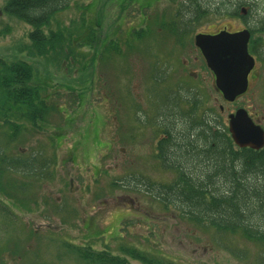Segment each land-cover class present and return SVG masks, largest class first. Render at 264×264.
Here are the masks:
<instances>
[{"label": "rangeland", "instance_id": "obj_1", "mask_svg": "<svg viewBox=\"0 0 264 264\" xmlns=\"http://www.w3.org/2000/svg\"><path fill=\"white\" fill-rule=\"evenodd\" d=\"M147 1L71 0L45 29L47 34L63 33L61 48L43 58L26 48L31 26L4 12L7 0H0V74L5 75L4 65L30 64L32 84L48 97L44 120L35 125L23 121L29 130L17 135L10 151L47 159L52 173L16 176L32 182L37 207L0 199V264H84L68 244L120 255V247L133 246L174 264H264V245L240 232L220 233L180 219L148 191L150 185L169 183L173 172L147 152L159 135L146 128H139L140 133L133 122L134 115L146 110L151 75L160 69L168 86L183 88L173 81L178 79L187 83L184 89L191 87L199 95V113L210 107L218 114L222 105L221 116L227 119L242 107L264 129V56L256 57L257 76L251 77L248 91L234 104H225L193 37L224 27L241 30L242 20L210 15L181 37L176 32L181 0ZM241 1L256 5L252 17L264 8V0ZM252 39L264 49V31ZM69 143L73 155L81 158L79 171L62 163ZM4 206L12 215L3 213ZM90 218L98 220V237L87 236L94 231L93 222L84 230ZM119 220L124 222L117 225ZM118 229H123L120 235Z\"/></svg>", "mask_w": 264, "mask_h": 264}, {"label": "trees", "instance_id": "obj_2", "mask_svg": "<svg viewBox=\"0 0 264 264\" xmlns=\"http://www.w3.org/2000/svg\"><path fill=\"white\" fill-rule=\"evenodd\" d=\"M70 1L7 0L3 10L31 26L28 33L30 43L26 47L29 54L47 58L56 51L64 37L61 31L49 30L47 34L45 29L56 13L68 8ZM178 4L176 32L181 33H177L181 37L191 31L200 19L210 15L241 19L244 28L253 36L264 31V8L259 10L257 18L252 17L250 12L256 6L253 3L241 0H181ZM255 40H250L249 48L260 59L264 56L263 45L258 46ZM104 50L101 56L107 51ZM4 67L5 75L0 74V199H9L22 208L27 202L37 207L39 201L33 192L32 182L18 181L16 176H51L48 171L50 162L38 159L34 153L15 155L9 145L17 135L28 129L22 127L23 121L31 120L35 125L37 120H44L48 97L47 94L41 96L39 87L32 84L34 72L30 64L20 61ZM42 89L45 90L44 87ZM190 89L178 87L175 89L178 95L164 90L167 98L175 95L171 97L173 105L166 107L165 113L179 116L176 122L178 133L170 136L171 130L168 131L160 147V154L166 162L161 166L171 170L173 178L169 183L150 185L152 187L148 191L165 207L174 209L180 219L220 233L240 232L248 240L264 245V146L258 150L235 146L220 111L216 114L214 108L208 107L199 113L201 98ZM182 92L184 95H181ZM184 105L188 106L187 110ZM206 111L212 114L207 119ZM191 129L192 137L189 135ZM25 190L26 196L22 195ZM5 207L3 213L12 215L11 210ZM92 222L95 228L98 220L91 218L84 223V227L88 228ZM68 247L84 264H130L128 258L142 264H174L163 262L133 246L120 247L122 255L71 244Z\"/></svg>", "mask_w": 264, "mask_h": 264}, {"label": "water", "instance_id": "obj_3", "mask_svg": "<svg viewBox=\"0 0 264 264\" xmlns=\"http://www.w3.org/2000/svg\"><path fill=\"white\" fill-rule=\"evenodd\" d=\"M250 33L247 29L230 33L222 30L216 34L198 33L194 45L200 50L207 67L213 73L216 89L226 101H233L247 89V76L254 66L248 53ZM228 129L238 147L258 150L264 146V131L239 108L228 116Z\"/></svg>", "mask_w": 264, "mask_h": 264}, {"label": "flooded vegetation", "instance_id": "obj_4", "mask_svg": "<svg viewBox=\"0 0 264 264\" xmlns=\"http://www.w3.org/2000/svg\"><path fill=\"white\" fill-rule=\"evenodd\" d=\"M211 33L214 34V32H211ZM196 51H197L198 55H200L199 56L200 59H202L203 63L205 64V60H204L201 52L199 51V49L196 48ZM206 72L210 73L212 85L214 86V76H213L212 72L209 69L206 70ZM256 76H257L256 70L254 69L249 74V77H248L249 83H250L251 77L254 79V78H256ZM165 79H166V72H164L160 69H155V71H153V73L151 75V81H152L154 87L151 86L152 90L150 92L149 91L146 92V95L148 97L147 102H146V110L143 109V113H139V114L134 115L135 117L133 119V122L135 123L136 127L138 128L137 129L138 132H140L139 128H143V129L146 128L148 130L149 129L153 130L154 133L159 135L158 138H156V140H154L152 143H150V147H149L147 152L149 155L150 154L154 155V157L158 161L157 163L160 166L162 165L161 163H166L164 161L163 155L160 154L161 153L160 147H161V144H163L162 140L167 138L168 131H170V130H171L170 136H172V135L174 136L175 132L178 133V131L176 130V122L179 119V116H176V115L170 114V113L169 114L165 113V108L173 105L171 103L172 102L171 97L178 95V93H176V91L173 89V87L168 86L167 80L165 81ZM173 81L176 82V85L178 84L179 86H182L183 88L186 87V84H187L186 82L179 81L178 79H176V80L173 79ZM172 85H173V83H172ZM176 85H175V87H176ZM188 88H191V87H188ZM167 89L171 90L172 94H175V93L176 94L171 95V97H169V98L165 97L166 92H164V90H167ZM162 90H163V92H162ZM218 94L221 96V94L219 92H218ZM242 96L243 95L238 96L237 98H235V100L233 102L224 101L223 99L222 100L224 101L225 104H234ZM156 98H159V99H156ZM221 98H222V96H221ZM219 110H220V114H223L224 109L222 106H219ZM235 110L236 109H234V111ZM208 115H212V114L210 112L206 111L205 112V118L206 119H207ZM138 118H141V119H138ZM252 119L255 122L259 123L253 117H252ZM189 135L192 137V129L189 131ZM159 155L161 156V158L159 157ZM73 163L77 164L76 161H73ZM76 166H78V165H76ZM70 182H72V180H70ZM112 218H113V216H112ZM97 225H98V223L94 227H97Z\"/></svg>", "mask_w": 264, "mask_h": 264}]
</instances>
